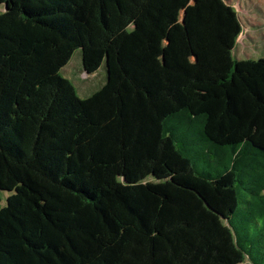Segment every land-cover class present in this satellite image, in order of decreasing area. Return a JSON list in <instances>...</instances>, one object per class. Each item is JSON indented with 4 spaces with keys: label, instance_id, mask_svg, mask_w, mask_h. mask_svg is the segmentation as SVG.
Returning a JSON list of instances; mask_svg holds the SVG:
<instances>
[{
    "label": "trees",
    "instance_id": "trees-1",
    "mask_svg": "<svg viewBox=\"0 0 264 264\" xmlns=\"http://www.w3.org/2000/svg\"><path fill=\"white\" fill-rule=\"evenodd\" d=\"M242 32L225 0H12L0 264H264V58H233ZM107 44L81 99L60 72L80 50L95 74Z\"/></svg>",
    "mask_w": 264,
    "mask_h": 264
},
{
    "label": "rangeland",
    "instance_id": "rangeland-1",
    "mask_svg": "<svg viewBox=\"0 0 264 264\" xmlns=\"http://www.w3.org/2000/svg\"><path fill=\"white\" fill-rule=\"evenodd\" d=\"M231 4L237 11L242 23L243 32L238 38V42L233 51V58L235 60H259L264 58V0H225ZM12 0H0V15L8 12V5ZM108 53L107 59L103 62L99 70L93 74L88 75L82 64V53L80 50L75 51L69 64L60 72L61 76L70 80L76 89V93L81 99L90 97L95 92L99 91L107 82V60L117 55V49L111 44L106 45ZM11 193L0 191V198L2 199L1 206L4 207L7 198ZM244 198L239 197V208H246V213L250 218L249 212L251 206H248L247 200L253 197L249 191H243ZM254 198V197H253ZM264 223V216H252ZM250 232L253 235L261 234V227L257 226L255 222L247 220ZM249 264V263H245Z\"/></svg>",
    "mask_w": 264,
    "mask_h": 264
},
{
    "label": "crops",
    "instance_id": "crops-1",
    "mask_svg": "<svg viewBox=\"0 0 264 264\" xmlns=\"http://www.w3.org/2000/svg\"><path fill=\"white\" fill-rule=\"evenodd\" d=\"M241 20V19H240ZM242 22V21H241ZM244 26H243V23H242V28H243ZM243 30H244V28H243Z\"/></svg>",
    "mask_w": 264,
    "mask_h": 264
}]
</instances>
